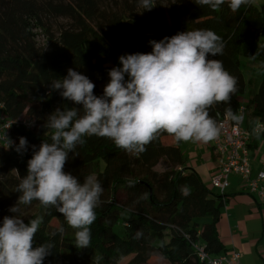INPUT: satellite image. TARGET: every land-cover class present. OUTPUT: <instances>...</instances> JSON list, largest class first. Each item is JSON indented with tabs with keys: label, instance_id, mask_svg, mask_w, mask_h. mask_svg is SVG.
I'll return each instance as SVG.
<instances>
[{
	"label": "trees",
	"instance_id": "16d2710c",
	"mask_svg": "<svg viewBox=\"0 0 264 264\" xmlns=\"http://www.w3.org/2000/svg\"><path fill=\"white\" fill-rule=\"evenodd\" d=\"M231 3L223 0L213 8L200 0H155L150 11H143L137 0H0V104L6 116L25 115L34 121L32 130L13 132V140L18 143L23 136L39 146L50 135L43 126L47 116L59 106H74L58 93L49 95V83L64 77L69 68L87 75L99 96L119 53H148L150 40L195 29H211L224 42L223 54L210 58L222 60L237 78L238 90L230 100L235 115L250 83L242 74L240 57H254L261 43L259 64L252 69L259 84L247 102L253 118L248 131L257 122L264 126V3L258 7L249 0L239 10ZM36 31L45 37L42 45L36 42ZM228 106L214 104L210 115L218 122L217 114L227 115ZM169 138L175 140L161 131L145 152L130 153L107 138L92 136L78 146L75 157L70 154L65 171L81 181L95 176L104 188L88 248L77 246L75 230L55 208L38 201L19 203L16 172L26 175L32 153L20 156L0 145V220L11 215L9 209L16 204L25 223L42 217L34 243L53 245L44 264H121L128 258L124 264H145L153 257L167 264H206L195 245L210 256L228 251L217 233L225 197L185 167L181 142L168 144ZM161 161L168 167L158 171ZM30 208L35 211L25 216ZM259 211L264 219V207ZM62 226L65 231L60 233Z\"/></svg>",
	"mask_w": 264,
	"mask_h": 264
},
{
	"label": "clouds",
	"instance_id": "9594fccd",
	"mask_svg": "<svg viewBox=\"0 0 264 264\" xmlns=\"http://www.w3.org/2000/svg\"><path fill=\"white\" fill-rule=\"evenodd\" d=\"M222 2L200 0L213 8ZM247 3L249 0H232L230 7L239 10ZM154 4L155 0H137L143 11H150ZM148 44V53L118 57V66L108 70V82L99 96L94 92L95 83L75 68L54 78L48 85L49 95L58 93L74 106H59L47 116L43 126L50 135L39 146L30 145L23 136L16 143L7 131L0 134L7 149L20 156L29 150L32 153L26 175L16 172L19 203L38 201L45 208H55L75 230L79 248L90 245L91 225L104 193L97 177L89 175L81 181L65 171L70 154L75 157L87 137L107 138L127 152L143 153L161 131L177 142L217 139L223 125L210 115L214 104H229L226 114L238 119L230 106L231 96L238 90L237 78L222 60L210 58L223 54L224 42L218 34L211 29L185 30ZM33 125L34 121L28 124ZM9 212L11 215L0 220V264H44L53 245L50 241L34 243L43 218L25 223L17 204ZM64 231L62 226L59 232Z\"/></svg>",
	"mask_w": 264,
	"mask_h": 264
},
{
	"label": "crops",
	"instance_id": "0c3cea01",
	"mask_svg": "<svg viewBox=\"0 0 264 264\" xmlns=\"http://www.w3.org/2000/svg\"><path fill=\"white\" fill-rule=\"evenodd\" d=\"M255 89L256 81L252 80L250 96L255 92ZM252 122L253 118L250 113L247 115L246 112V119L242 127L248 131ZM174 142V139H170L168 144ZM248 149L251 178H255L260 172H264V136L262 134L251 135ZM180 150L185 167L194 170L201 181L209 187L210 179L216 173L217 167L208 142L181 141ZM212 192L217 193L214 189ZM223 195L225 203L221 208L217 224L219 240L227 250L235 249L240 253L241 264H264V219L263 211H259V208L264 207V202L248 193L242 185L240 177L236 175L229 176L228 187Z\"/></svg>",
	"mask_w": 264,
	"mask_h": 264
},
{
	"label": "built area",
	"instance_id": "2783aa9c",
	"mask_svg": "<svg viewBox=\"0 0 264 264\" xmlns=\"http://www.w3.org/2000/svg\"><path fill=\"white\" fill-rule=\"evenodd\" d=\"M247 109L241 103L237 109L238 119L232 121L227 115L221 117L217 114L218 123L223 125L219 137L208 142L211 153L215 157L216 173L210 179V186L218 194L223 195L228 187V178L230 175L240 177L242 185L248 193L255 195L261 202H264V172H260L257 177L251 178L249 141L251 135H259L264 131V126L257 123L250 131H246L242 124L246 119ZM33 120L25 115L18 118H10L3 112V106L0 104V134L7 131V135L12 138V133L23 129L30 131L34 125L28 124ZM11 127L8 129V127ZM0 145L7 148V145L0 141ZM200 260L206 264H241L240 253L235 249L228 250L225 253L216 256H210L205 253L200 245H195Z\"/></svg>",
	"mask_w": 264,
	"mask_h": 264
},
{
	"label": "rangeland",
	"instance_id": "374dc122",
	"mask_svg": "<svg viewBox=\"0 0 264 264\" xmlns=\"http://www.w3.org/2000/svg\"><path fill=\"white\" fill-rule=\"evenodd\" d=\"M262 3H264V0H254V4L256 6H258V7L261 6ZM36 34H37V36H36V42L39 45H42L44 43V40H45V37H44L43 33L42 32H39V31H36ZM123 54L124 53H121L120 55H123ZM261 54H262V48H261V43H260L258 45L256 54H255L254 57H252V58L240 57V68H241L242 74H243V76H244V78H245L246 81H250L251 80V82L247 84V88H246L245 94L244 95H241V97H240L241 103H244L246 107H247L248 98H249L250 92H251V83H252V80L253 81H256V89H257L258 84H259L258 77L252 71V69L258 66L259 61H260ZM117 66H118V57H117ZM252 78H254V79H252ZM256 89H255V91H256ZM243 97L246 100H244ZM245 97H247V98H245ZM248 113L249 112H248V109H247V115H248ZM169 139H173V138H169ZM167 167H168L167 162L161 161L158 164V166L156 167V170L163 171ZM34 211H35L34 208H30L26 212L27 214L25 216L31 215ZM53 225H57V223L56 222H53ZM115 231L117 233H120L121 227L116 226L115 227ZM128 259H125L123 262H121V264L126 263ZM145 264H167V263H166V261H164L160 257H153L149 261H147Z\"/></svg>",
	"mask_w": 264,
	"mask_h": 264
}]
</instances>
